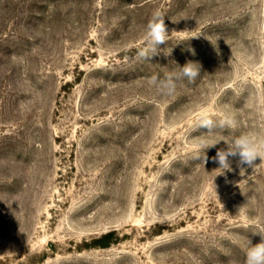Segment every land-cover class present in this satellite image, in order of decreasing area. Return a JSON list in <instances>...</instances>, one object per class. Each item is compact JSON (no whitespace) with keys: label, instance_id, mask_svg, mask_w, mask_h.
<instances>
[{"label":"rangeland","instance_id":"obj_1","mask_svg":"<svg viewBox=\"0 0 264 264\" xmlns=\"http://www.w3.org/2000/svg\"><path fill=\"white\" fill-rule=\"evenodd\" d=\"M156 10L168 42L143 60ZM189 61L174 95L148 85ZM243 133L264 136V0H0V264H243L264 166L213 161Z\"/></svg>","mask_w":264,"mask_h":264},{"label":"clouds","instance_id":"obj_2","mask_svg":"<svg viewBox=\"0 0 264 264\" xmlns=\"http://www.w3.org/2000/svg\"><path fill=\"white\" fill-rule=\"evenodd\" d=\"M164 17L165 16L160 10L153 12L146 25L145 33L138 48L137 55L140 59L150 60L153 56L160 53L161 45L167 44L169 33ZM170 54L171 52L165 53V55ZM193 55H195L194 50ZM174 63L175 62L173 61V64ZM201 67L202 66L199 62L189 61L184 66L177 67L179 69L178 72L167 73L163 78L154 75L148 79L147 83L150 87L155 89L159 96H171L176 93L180 82L184 79H187L189 83L195 82L197 77L200 76ZM196 122L198 127L207 129L208 134H212L214 129L217 127H227L232 129L237 127V120L234 116L225 114L217 122L205 110H202L197 114ZM220 141L210 142L206 137H201L198 147L204 153L205 149L215 146ZM225 143L227 145L226 149L218 150L216 156L213 157V161L219 165L217 169L220 171L217 175H223L225 172L232 171V162L230 158L235 157H238V166H240L243 170H245L243 167L245 165L248 168H251L253 172L257 171L259 167L264 166V136L243 133L234 138L231 142ZM199 158L200 157L197 156V159ZM258 158L260 163L256 164ZM203 160H207L205 155ZM254 234L259 235L261 237V241L255 245H253L250 240L248 241V247L243 264H264V232L258 231L254 232Z\"/></svg>","mask_w":264,"mask_h":264},{"label":"trees","instance_id":"obj_3","mask_svg":"<svg viewBox=\"0 0 264 264\" xmlns=\"http://www.w3.org/2000/svg\"><path fill=\"white\" fill-rule=\"evenodd\" d=\"M112 236H113V231H109V232L104 233L101 237L97 238L94 241L93 246L108 247L110 245V243L112 242L111 241Z\"/></svg>","mask_w":264,"mask_h":264}]
</instances>
